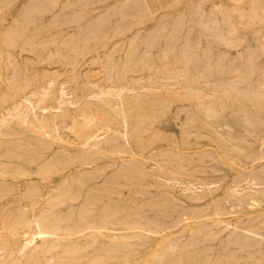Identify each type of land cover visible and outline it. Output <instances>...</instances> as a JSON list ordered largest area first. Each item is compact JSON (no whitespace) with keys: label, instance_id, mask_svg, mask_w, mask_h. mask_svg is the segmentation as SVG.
Here are the masks:
<instances>
[{"label":"bare ground","instance_id":"1","mask_svg":"<svg viewBox=\"0 0 264 264\" xmlns=\"http://www.w3.org/2000/svg\"><path fill=\"white\" fill-rule=\"evenodd\" d=\"M120 13L128 14L127 11H121ZM252 14L254 13H249L250 17H253ZM104 18H101L102 21L105 20ZM91 29L87 26L86 30ZM234 31L236 30L234 29ZM27 32L26 35H28ZM52 35H55V33ZM80 38L86 40L92 39L94 36L83 34ZM72 39H77V37H72ZM7 41L8 45L15 44L11 38ZM134 41L136 40L134 39ZM235 41V38H232L227 40L226 44L232 45L236 43ZM144 44L146 46V43ZM153 45L154 43L148 44V46ZM23 46L27 47V45ZM94 46V44L84 42L82 44H66V46L58 49L66 48L70 50V52L62 53L60 51L59 53L63 62L74 64V62L80 60L82 52L90 50ZM136 48L135 43L129 44L123 50L124 56L120 60H116L113 56L104 59L96 58L102 64L104 78L110 80L112 84L101 87L95 86L96 88L88 91L87 95L82 93L84 96L81 97V95L68 91L65 86L56 90L54 81L47 80L37 87H32L29 92H24L23 101L13 106L12 109H9L6 113H0V172L28 175L30 173L29 165L32 164L42 173L52 170L53 167L96 163L100 157L99 151L101 149L112 150L121 154H137L131 144L134 143L138 149L143 151L148 149L151 143L161 135L158 123L167 117L173 107L185 111L184 120L181 122V131L173 139L175 142L188 143L192 141L193 136H209L210 133H214L217 137L224 138H220L221 142L225 139L229 141L227 146L234 147L245 156L248 155L253 163L260 160L261 162H258L259 166L264 171V119L259 116L260 110H251L243 100L248 99L252 103L254 96L234 87L231 89L226 88L225 81L218 80L215 83L214 92L211 91L210 94L195 86V83L200 84L209 75L219 77L225 74H235L243 77L250 72H254V69L243 71L239 67L234 69L232 67L226 69L218 67L215 71L212 69L208 73H205V68L196 70L194 69L195 64L198 62L207 64V61L212 59L207 57L197 58L198 56L189 43L181 45L165 43L159 56H146L143 58H137ZM42 49L43 47L32 49L37 53L39 59L45 57ZM2 52L0 51V57ZM205 54L209 56V51L206 50ZM220 55L223 57V54ZM256 58L252 56L251 52L247 56L249 61ZM144 69L150 71V80L147 83H144V77L141 74ZM132 72L140 73L137 76H131L132 79L127 82L129 74ZM18 76L19 74L14 71L11 85L21 91L29 83H26L27 86H25V81L24 84H22L23 82L20 83L21 85L18 84ZM159 76L168 79L167 84L161 85L156 79ZM5 97L4 99H6ZM1 101L3 102V100ZM2 102H0L1 107L3 106ZM235 122L239 124L240 128H236ZM66 128L74 132L78 139V146L83 147H76L77 152L73 156L72 154L71 156L67 155L64 151L52 153V159L46 161L45 157L51 153L53 144L64 139L62 133ZM100 129H104L107 134L104 135L99 132ZM204 129H207L208 134L204 132ZM31 131L36 133L30 134ZM145 131L147 132L146 135L144 134ZM254 145H257L258 148L255 149ZM247 150L249 151L247 152ZM159 154L153 152L150 157L155 158ZM174 155H170L164 164L157 162L159 173H152L143 159L124 158L115 170V174L105 180L101 190H93L94 188L87 186V183L93 178L102 176L105 169L97 166L89 168L86 172H82L81 176L70 177L64 183V191L58 190L54 194L50 200V207L48 206V213L43 215H37L38 210L34 212V206L38 203L39 197L36 194L38 192L30 188L28 190V208L16 209L14 216H12L14 224H11L13 226H10L11 228L7 226L10 228L8 234L10 232H24L26 234V242L23 247L24 255H30L29 251L26 252L28 248H30L32 255L45 253L52 247L59 246L58 240L61 237L80 239L79 237L122 236L124 234L125 238L123 240L110 239L108 243L103 245L90 244L91 246L88 249L85 248L86 243L84 241L81 244L77 242L78 240L63 247L64 257L70 260L69 264H92L91 262L94 264V261L97 264H102L108 257L113 259L121 254L128 253L130 250L123 249L131 242H136L141 246L145 245L150 237L148 232H159L170 226L172 222L183 220L189 213L184 210L185 208H181L176 200L167 195L163 200L151 198L145 203L131 206L128 209L119 203L101 204L102 196L112 188L119 191L121 188L118 185L121 183L126 186L135 183L140 184L145 180L151 183L150 178L160 176L169 185L176 188L178 186L180 194L183 196L194 200L209 197L206 204L207 214L237 213L240 209L262 206L264 203V172L262 174L249 172L238 182L232 184L221 198L216 199L212 197V193L218 187V184L211 180L186 182L183 177L179 176L182 173L181 164ZM5 159L11 166L3 164ZM20 161L22 162L20 163ZM15 162L17 163L15 164ZM4 185L5 180H2L0 182V196L6 195V192L3 191ZM84 190L86 194L77 213H74L73 207L70 211L61 213L60 206L68 202L70 198L77 199L80 192ZM135 191L143 190L135 189ZM156 207H159V211L165 209L162 216H160L161 214L159 216L158 214H150V211L155 210ZM179 207V215L175 217L174 221H171L170 218L173 212L176 209L178 210ZM262 212L261 215L258 214L260 217L254 216L255 218H247L244 221L240 219L238 220L240 223L237 224L226 223L222 220L213 221V224L219 227L216 230L211 225L201 224L190 229L191 231L185 236L184 234L176 235L170 238L168 242L160 245L149 259L146 258L144 264L262 263L264 252L260 253V250L251 252L248 260L243 262H240L237 256L243 249L258 247L264 242V211ZM253 213L247 215L252 216ZM110 226H118L123 232L119 235L109 234L106 230ZM224 229H229V231L221 236ZM79 234L83 235L78 236ZM129 237L135 239L129 242V240H126ZM222 237L226 241L221 242V244L227 248L231 247V250L218 251L217 253L210 251V248L214 246L212 241ZM257 253H260V256H257ZM213 254L217 255L214 259H210ZM232 257L234 258L232 259ZM63 261L68 262L67 260ZM35 262V259H29L26 264H35ZM59 264H63V262Z\"/></svg>","mask_w":264,"mask_h":264},{"label":"rangeland","instance_id":"2","mask_svg":"<svg viewBox=\"0 0 264 264\" xmlns=\"http://www.w3.org/2000/svg\"><path fill=\"white\" fill-rule=\"evenodd\" d=\"M1 1L0 51L3 52L0 57V98L3 102L1 100L0 102H2L3 106H0V113H6L9 109H12L13 106L23 101L24 92H29L32 87H37L47 80L54 81L56 90L65 86L68 91L76 95H81V97L87 95L86 93L93 90V88L112 84L110 80L104 78L102 64L96 58L104 59L113 56L116 60H120L124 56L123 50L129 44L135 43L137 45L136 51L138 52L137 58H143L146 56H159L165 43H177L179 45L189 43L190 47L198 56L197 58L202 59L207 57L212 59L211 61H207V64L205 62L195 64L196 67L194 69L196 70L205 68V73H208L212 69L215 71L218 67L225 69L228 67H232L233 69L239 67L243 71H251V69H254V72H250L243 77L235 74H225L219 77L209 75L200 84L195 83V86L203 90V92L210 94L214 92L215 83L219 80L226 82V88L231 89L234 87L243 92L251 93L254 96L252 103L248 99L243 100L249 105L251 110H260L259 116L264 119V98H262L264 96V0ZM121 11H127L128 14H122L120 13ZM250 12L254 13L252 14L253 17H250ZM102 17H105L104 21H102ZM87 26L92 29L86 30ZM48 28L49 30H47ZM26 31H28V35H26ZM54 33L55 35H52ZM37 34H39V37ZM83 34L94 36V38L81 39L80 37ZM72 37H77V39H72ZM9 38L13 39L15 42L14 45H8L7 40ZM232 38H235L236 43L227 45V40ZM84 42L94 44L95 46L90 50L82 52L80 60L74 62V64L63 62L59 52H70V50L66 48L60 50L58 48L66 46V44H82ZM148 42L154 43V45L148 46ZM144 43H146V46ZM23 45H27V47L25 48ZM40 47H43L42 52L45 55L43 59H39L37 53L32 50ZM206 50L209 51V56L205 54ZM250 52L253 57L258 58L253 61L247 60ZM220 54H223V57ZM221 58L225 59L223 60ZM14 71L19 74L17 77L18 84L21 82L24 84L25 81V86H27L26 83H29L26 88L24 87L21 90L22 92L20 89H15L11 85ZM139 73H130L127 82ZM141 74L144 77V83H147L150 80V71L144 69L141 71ZM156 79L161 85H165L169 81L164 76H159ZM261 86L263 87L261 88ZM258 104L260 108L257 106ZM183 110L173 107L172 111L167 114V117L158 123L161 135L151 143L148 149L144 151L140 150L132 143L131 145L137 154L122 153L124 154L122 155L112 150L101 149L99 151L100 157L96 163L53 167V171L47 170L42 173L32 164L29 165L30 173L28 175L24 173L12 174L0 172V182L5 180L3 191L6 192V195L0 196V264H26V261L29 259H35V264H59L61 262L63 264H69L70 260L64 257L63 247L76 242V240L81 244L84 242L86 245L88 244L87 246L85 245V248L88 249L91 246L90 244L103 245L108 243L110 239L123 240L125 238L124 234L122 236L103 235L97 237H79L81 240L61 237L58 240L59 243L57 242L59 246H55L56 248L52 247V250L50 249L45 253L32 255L30 248H28L26 252L29 251L30 255H24L23 247L26 242V234L24 232H10L8 234V232L13 226L12 224H14L12 216H14L13 214L16 209L20 208L22 210L28 208V190L30 188L38 192L36 194L39 197L38 203L34 206V212L38 210L36 214L43 215L48 213L50 200L54 194L58 190L64 191V183L70 177L81 176L82 172H86L87 169L89 170V168L96 166L105 169L102 176L93 178L87 183V186H90L92 189L94 188L93 190H101L105 180H108L115 174V170L124 158L143 159L146 162L147 168L152 173H159L160 170L157 167V162L164 164L168 157L175 153L174 156L178 158L182 169V173L179 176L183 177L186 182L196 180L214 181L218 184V189L216 188L214 190L212 197L216 199L221 198L232 184L238 182V180L249 174V172L253 171L259 174L264 172L259 166L258 162L260 160L253 163L248 155H246V158L245 154H241L234 147L227 146L229 141L225 139V141L223 140L221 142L223 137H217L214 133H210L211 135L209 136H193L192 141L188 143L175 142L173 139L179 135L181 122L184 120L185 111ZM235 126L238 128L239 124L235 122ZM99 132L104 135L107 134L104 129H100ZM204 132L208 134L207 129H204ZM29 133L35 134L36 132L31 131ZM144 134L146 135L147 132L145 131ZM62 137L64 139L53 144L51 153L45 157L46 161L52 159V153L64 151L67 155L71 156L72 154L73 156L77 152L76 147H83L78 146L77 136L70 129L66 128L62 133ZM242 144L247 146L245 143ZM224 147H227L226 150ZM254 147L255 149L258 148L257 145H254ZM153 152L160 154L152 158L150 156ZM48 156L50 158H47ZM3 164L5 166H11L6 159L3 160ZM150 180L152 181L151 183L145 180L140 184L135 183L131 186H126L121 183L118 185L121 188L119 191H115L112 188L109 189L107 194L102 196L101 204L108 202L119 203L128 209L131 206L145 203L151 198L163 200L167 195L176 200L181 208H185V211L192 213H188L179 222H172L170 226L159 232H148L150 237L143 246L136 242H131L135 238H127L126 240H129L131 244H127L123 250L130 251L126 254H121L117 258L111 259V257H108V260L105 259V262L102 264H144L146 258L149 259L160 245L168 242L170 238L176 235L184 234L185 236V234L191 231L190 229L201 224L211 225L216 230L219 227L213 224L215 221L222 220L226 223L237 224L240 223L238 221L240 219L244 221L247 218L260 217L261 212L264 211L263 203V207H246L240 209L237 213L226 212L225 214L224 212L219 215L207 214L206 204L209 197L199 200L190 199L180 194L178 186L176 188L169 185L160 176L152 177ZM135 189L143 191H135ZM85 194L84 190L80 192L77 199H68V202L60 206L61 213H66L73 207L74 213L76 214ZM180 207L173 212L170 218L171 221H174L175 217L179 215L178 211ZM164 211L165 209L159 211V207H156L155 210L150 211V214H158V216L161 214L160 216H162ZM248 213L253 214L250 216L247 215ZM228 215H232L233 219L232 216ZM9 223L12 224L10 225ZM7 226L11 227L8 228ZM106 231L109 234L118 235L123 232L118 226H110ZM228 231L229 229H224L221 232V236H224ZM82 235L79 234L78 236ZM5 240L6 242H4ZM70 240L72 241L70 242ZM224 241H226L224 237L216 238L212 241L214 246L210 248V251L217 253L218 251L231 250V247L227 248L221 244ZM256 250H260V253L264 252V242L258 247L243 249L241 253L237 254L239 261L243 262L248 260L250 253ZM260 253L256 255L260 256ZM216 255L213 254L210 259H214ZM63 260H67L68 262ZM91 263L93 264V262ZM229 263L231 264V262ZM94 264L97 263L94 261ZM259 264H264V259Z\"/></svg>","mask_w":264,"mask_h":264}]
</instances>
